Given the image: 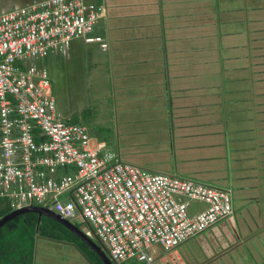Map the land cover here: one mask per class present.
Segmentation results:
<instances>
[{
	"label": "crops",
	"instance_id": "0c3cea01",
	"mask_svg": "<svg viewBox=\"0 0 264 264\" xmlns=\"http://www.w3.org/2000/svg\"><path fill=\"white\" fill-rule=\"evenodd\" d=\"M31 1L0 0V12ZM107 3L98 34L104 32L110 47L97 44L109 62L97 63L90 49L63 68L77 80L108 68L120 117L118 147L111 151L152 171L231 191L234 214L206 229L218 239L205 243L196 264H264V0ZM71 45L56 56L69 57ZM203 207L192 203V210ZM26 208L5 215L1 209L0 220L14 214L6 224ZM42 216L37 224L55 236L35 235V218L23 222L19 241L35 244L29 264H95L88 253L99 255L94 246H103L83 217L74 222L77 231L54 218L70 234Z\"/></svg>",
	"mask_w": 264,
	"mask_h": 264
},
{
	"label": "built area",
	"instance_id": "2783aa9c",
	"mask_svg": "<svg viewBox=\"0 0 264 264\" xmlns=\"http://www.w3.org/2000/svg\"><path fill=\"white\" fill-rule=\"evenodd\" d=\"M107 0H32L0 12V202L21 208L51 202L64 216L81 215L110 258L153 264L147 250H172L234 214L232 193L126 162L83 123L61 116L45 66L75 38L94 34ZM204 207L192 210L193 202Z\"/></svg>",
	"mask_w": 264,
	"mask_h": 264
},
{
	"label": "rangeland",
	"instance_id": "374dc122",
	"mask_svg": "<svg viewBox=\"0 0 264 264\" xmlns=\"http://www.w3.org/2000/svg\"><path fill=\"white\" fill-rule=\"evenodd\" d=\"M3 3L2 1L1 6H3ZM103 23V21H100L96 26V33L101 29ZM102 35L105 37L104 32H102ZM90 49H92L93 53L89 54V57L97 59V63H99L98 59L102 63L107 64L109 62L108 53L103 51L97 43L88 45L85 44L82 39H75L72 42L69 57L52 54L38 60L37 64L45 66L49 72L53 85V93L63 118L69 122L84 123L88 128L92 142L98 143L104 141L109 147L117 150L119 140L117 130L120 122L117 118L120 117H117V103H115L113 98L115 97V92L111 91L113 88L111 84L113 80L111 82V76L108 75V68L106 69L107 73H105L104 70H102V72L100 70L97 72L94 69L92 72H87V76L89 75L90 78L80 77L78 80L72 79V75L63 68L66 63L72 64V56L74 54L77 52L83 54L89 53ZM92 112H94V115H91ZM41 205L51 206V202L48 200L41 203ZM44 216L45 215H43L42 218L45 221L46 218ZM59 229H63L65 232L67 231L63 227H59ZM36 231L37 227L34 228V234ZM205 231L206 229L183 242L177 247V251L174 249L169 251L163 250L162 246L159 244H152L147 250L156 258L154 264H196L195 259L199 256L200 252L202 253L204 251L205 243L211 244L218 239L216 236L208 238L204 233ZM29 234L34 236L32 231H29ZM201 234L204 235V237H201ZM34 245L33 241L26 240L24 246L28 254H32ZM185 249H188V253L192 254L187 255L188 253H185ZM202 258H204V255ZM121 264L146 263L138 261L136 258H128L122 261ZM247 264L251 263L248 262Z\"/></svg>",
	"mask_w": 264,
	"mask_h": 264
},
{
	"label": "trees",
	"instance_id": "16d2710c",
	"mask_svg": "<svg viewBox=\"0 0 264 264\" xmlns=\"http://www.w3.org/2000/svg\"><path fill=\"white\" fill-rule=\"evenodd\" d=\"M3 210V211H2ZM2 214H6L11 211V206L7 205L5 207H2ZM46 218V222L51 223V225L54 226H59L63 227L65 230H67V233H72L69 228L65 227L61 223H59L57 220H55L53 217L50 216H44ZM35 220L33 221L34 228L37 225V218H38V213L36 212H27L26 214H21L18 215L16 218L10 220L7 222L4 226L0 227V264H29L30 263V257L31 254H28L26 250L21 247H18L16 250L13 244L15 241H19V237H23V231L21 229V226H23V222L26 220L28 221L29 219L32 221V219ZM49 220V221H48ZM46 224H40L39 226V231L46 236H55V231L51 230L50 232H47L46 230H43V226L45 227ZM58 229V228H57ZM73 234V233H72ZM15 235H19L18 238L15 237ZM24 241V239H23ZM17 243H20L17 242ZM89 256H91L92 261L95 264H105L102 258L93 250L89 251Z\"/></svg>",
	"mask_w": 264,
	"mask_h": 264
},
{
	"label": "clouds",
	"instance_id": "9594fccd",
	"mask_svg": "<svg viewBox=\"0 0 264 264\" xmlns=\"http://www.w3.org/2000/svg\"><path fill=\"white\" fill-rule=\"evenodd\" d=\"M104 19V18H103ZM103 19H101L100 21H102ZM100 21H99V23H100ZM98 23V24H99ZM96 30V29H95ZM94 34H98V33H96L95 31H94ZM100 35H102V34H100ZM103 36V35H102ZM104 38H106V37H104ZM75 39H81V38H75ZM75 39H73V40H75ZM108 41H109V39L108 38H106ZM72 40V41H73ZM83 40V39H82ZM84 41V40H83ZM85 42V41H84ZM72 43V42H71ZM86 43V42H85ZM87 44H89V43H87ZM100 44V43H99ZM71 45V44H70ZM70 45H69V47H70ZM102 46V45H101ZM109 47H110V41H109ZM109 47H107V48H104V49H108ZM69 49V48H68ZM67 54V52L64 54V55H66ZM54 55H56V54H54ZM37 61L38 60H36L34 63H37ZM52 82V81H51ZM52 88H53V85H52ZM58 111H59V109H58ZM60 112V111H59ZM60 114H61V112H60ZM61 116H62V114H61ZM63 117V116H62ZM64 119V118H63ZM76 123H81V122H76ZM84 124V123H83ZM89 132V131H88ZM101 142H104V141H101ZM95 143V142H94ZM106 143V142H105ZM107 144V143H106ZM107 147H108V149L111 151V149H110V147L108 146V144H107ZM112 152V151H111ZM112 153H114V152H112ZM115 154V153H114ZM116 155V154H115ZM118 156V155H117ZM119 157V156H118ZM123 160V159H122ZM127 162V161H126ZM10 203V202H9ZM7 201H5V200H3V201H1L0 202V210L2 209V207L4 206V205H6V204H8V205H10ZM234 204V203H233ZM11 206V205H10ZM29 206H40V207H43V208H47V209H49V210H51V211H53V212H55L56 214H58L61 218H63V219H65V220H67L68 222H70L72 225H74V226H76L75 225V221L76 220H78L79 218H80V216L81 215H76V216H64V215H62L61 214V212H59L55 207H53V206H48V205H41V203H36V202H33V203H30L29 205H25V206H23V207H29ZM12 209H13V207H11ZM46 216V215H45ZM51 217V216H50ZM82 217V216H81ZM226 219V218H225ZM217 223V222H216ZM216 223H214V224H216ZM213 224V225H214ZM5 225V223L4 224H2V225H0V227L1 226H4ZM39 224H37V231H36V233H39ZM210 227V226H209ZM208 227V228H209ZM207 229V228H206ZM204 231V230H203ZM201 233V232H200ZM199 234V233H198ZM91 235H93V234H91ZM197 235V234H196ZM95 236V235H94ZM195 236V235H194ZM96 237V236H95ZM193 237V236H192ZM97 238V237H96ZM191 238V237H190ZM189 239V238H188ZM100 242V241H99ZM101 243V242H100ZM101 245L103 246V244L101 243ZM15 247V246H14ZM18 247H21V249L23 248L24 249V246H23V243L22 242H20V243H17V249H18ZM101 248H103L104 250H105V252L107 253V251H106V249H105V247L103 246V247H101ZM24 251H25V249H24ZM107 255H108V257L110 258V256H109V254L107 253ZM154 257V256H153ZM110 260L112 261V263L113 264H121V263H116L115 261H113L111 258H110ZM155 261H156V258L154 257V262H153V264L155 263ZM141 262H144V261H141Z\"/></svg>",
	"mask_w": 264,
	"mask_h": 264
},
{
	"label": "water",
	"instance_id": "95a60500",
	"mask_svg": "<svg viewBox=\"0 0 264 264\" xmlns=\"http://www.w3.org/2000/svg\"><path fill=\"white\" fill-rule=\"evenodd\" d=\"M23 212H37L38 214H40V216L41 215L51 216V217L56 218L59 221H61L64 225H66L67 227H69L72 230L77 231V229H78V228L75 229V227L70 222L61 218L58 214H56L55 212H53L47 208H43L40 206H29L24 211H21L20 213H23ZM11 217L13 218L14 214L13 215L11 214ZM11 217L10 216L4 217L2 220H0V225L4 224L7 221V219H10ZM94 248L98 251L100 257L103 259L105 264H113L103 248L99 247L98 245H95Z\"/></svg>",
	"mask_w": 264,
	"mask_h": 264
}]
</instances>
